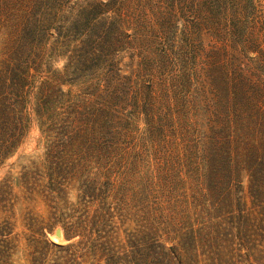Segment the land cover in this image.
I'll return each instance as SVG.
<instances>
[{"label":"rangeland","instance_id":"374dc122","mask_svg":"<svg viewBox=\"0 0 264 264\" xmlns=\"http://www.w3.org/2000/svg\"><path fill=\"white\" fill-rule=\"evenodd\" d=\"M74 1L61 6L41 52V68L33 73L23 109L25 132L16 150L0 159V264H109V256L111 264H166L171 258L177 264L178 255L185 258L183 264H264L259 229L251 233L253 245L247 249L224 245L212 227L221 221V203L182 204L186 212L170 214L175 200L167 191L168 185H179L174 196L190 202L200 151L212 128H226L221 121L226 119L231 128L230 164L234 167L239 158L242 169L239 179L231 181V199L236 205L248 202V186L256 175L258 196L264 201V0H226L217 15L214 0H129V36L117 56L128 64L133 100L117 116L120 136L109 154L95 150L96 139L77 130L64 138L60 129L47 134L48 117L40 119L35 113L41 83L64 66L61 53L69 40L57 33ZM214 20L240 29L235 53L244 78L240 98L233 97L239 91L233 85L227 92L222 87L214 92L204 82V57L215 47L205 27ZM8 39L0 24V62ZM61 91L69 94L67 101L56 93L57 117L51 118L72 124L75 117L66 112L89 99L88 88L62 85ZM61 143L69 147L61 148ZM53 173L61 175L54 182L66 188L65 201L40 192ZM87 187L100 192L101 201L87 214L98 206L107 212L100 238L92 236L99 238L95 252L82 240L86 234L68 241L62 226L85 214L75 205ZM159 203L163 208L157 211ZM153 218L172 226L151 228ZM57 229L61 238L55 236ZM57 245L72 246L61 251Z\"/></svg>","mask_w":264,"mask_h":264},{"label":"trees","instance_id":"16d2710c","mask_svg":"<svg viewBox=\"0 0 264 264\" xmlns=\"http://www.w3.org/2000/svg\"><path fill=\"white\" fill-rule=\"evenodd\" d=\"M72 0H0V24L5 27L9 38L0 62V159H5L17 148L19 137L23 136L26 129V121L23 109L26 105L27 92L32 85L33 73L41 68L42 50L47 43V37L52 26L57 22L61 6ZM217 6L216 15L220 8L226 5V0H214ZM129 0H75L68 8L63 17V28L58 36L69 40L66 51L61 53L64 66L61 72L43 81L36 95L35 113L38 118L48 117L47 134L52 130H61L60 136H68L70 130L82 133L85 137L95 138L93 142L95 150L109 154L115 150L119 136L117 129V116L129 107L131 89L129 87L130 76L126 71L128 64L124 63V56H117V52L124 50L127 31L130 28L131 8ZM209 30V36L215 41V47L205 55L203 62L204 82L218 92L222 87L224 92L230 90L231 86L237 88L233 97L240 98L244 78L239 58L235 53L239 51L240 29L234 25H221L214 20L212 25L205 27ZM172 52V51H171ZM166 51V55H168ZM264 65V59L261 61ZM255 67L252 75L255 77ZM70 78V79H69ZM62 85L83 86L88 88V100L78 101L77 105L70 106L67 115L73 114L75 121L68 124L57 117L54 113L56 106V93L60 91L62 100L68 97V93L61 91ZM223 118V117H220ZM58 120V121H56ZM226 128L220 126L217 130L211 129L204 146L200 151V162L197 171V183L189 186L191 191L190 202L177 199L179 185H168L167 191L175 200L174 207L168 209L170 214L180 210L186 212L182 204H194V207L211 203L222 205L218 208L221 221L212 226L220 241L233 244L240 249H247L253 245L250 239L251 233L259 229L264 236V201L258 196V179H253L248 186V202L236 205L231 199L230 184L233 179L238 180L241 162L234 159V167L231 166L229 122L226 119ZM44 124V123H43ZM46 124V123H45ZM61 124V125H60ZM260 126L263 123L259 124ZM60 126V127H59ZM54 143H51V147ZM59 147L64 149L68 144ZM238 152V151H237ZM235 153L238 156V153ZM254 150L255 162L258 154ZM255 168V167H254ZM257 170V168H255ZM258 171V170H257ZM50 181L41 189V194L47 198L64 199L66 191L60 182L54 180L61 176L53 173ZM182 188L186 185L180 184ZM161 189L164 186L159 187ZM100 192L87 187L80 192L79 203L75 209L81 207L82 214L69 221V225L62 224L64 237L71 240L76 236H84L88 249L94 252L100 238L101 225L106 221L107 212L102 206H98L93 214L87 213L91 208H96L100 199ZM56 206V204H55ZM162 203L158 204L156 210H162ZM59 211L58 207H54ZM73 212L76 213V210ZM178 209V210H177ZM214 209V208H213ZM215 212V211H214ZM68 218L73 219V215ZM156 218L150 223L151 228L156 225L166 227L172 226L170 221L157 223ZM64 223V222H63ZM95 234L97 237L93 239ZM72 245L58 246L61 251L68 250ZM95 256L96 253H93ZM249 258L250 255L248 254ZM177 264H183L185 258L178 255L175 258ZM109 264L113 257H108ZM166 264H175L172 258Z\"/></svg>","mask_w":264,"mask_h":264},{"label":"water","instance_id":"95a60500","mask_svg":"<svg viewBox=\"0 0 264 264\" xmlns=\"http://www.w3.org/2000/svg\"><path fill=\"white\" fill-rule=\"evenodd\" d=\"M55 236L57 237V238H61L63 235H62V232H61V230L60 229H57L56 231H55Z\"/></svg>","mask_w":264,"mask_h":264}]
</instances>
